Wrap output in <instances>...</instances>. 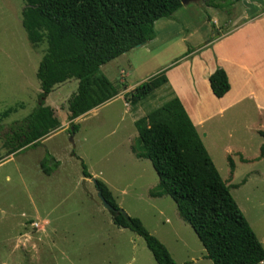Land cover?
I'll return each instance as SVG.
<instances>
[{
    "label": "rangeland",
    "instance_id": "374dc122",
    "mask_svg": "<svg viewBox=\"0 0 264 264\" xmlns=\"http://www.w3.org/2000/svg\"><path fill=\"white\" fill-rule=\"evenodd\" d=\"M193 1L171 19L158 20L154 40L100 68L118 97L73 121L79 127L76 133L70 132L67 101L76 92L77 81L70 80L45 100L60 128L38 146L8 156L2 146L7 127L38 105L36 71L46 42L33 47L27 41L21 26L23 0H0V113L23 108L0 122V264H155L141 238L112 224L91 179L107 186L119 210L140 220L175 264H212L173 201L167 196L149 197L158 177L148 160L136 159L130 150L132 134L137 136L131 116L135 121L145 117L168 102L171 93L163 86L133 106V112L123 101L125 94L162 68L202 50L238 13V3L230 6L234 0H221L218 10L206 8L204 0ZM207 124V138L203 139L202 129L198 136L209 144L204 146L209 157L264 250V161L245 165L236 154L248 160L258 157L262 139L254 131L264 125V114L235 112ZM46 154L59 162L50 176L40 169ZM229 158L235 163L232 174ZM81 162L91 179L82 177ZM247 174L249 181L243 186Z\"/></svg>",
    "mask_w": 264,
    "mask_h": 264
},
{
    "label": "trees",
    "instance_id": "16d2710c",
    "mask_svg": "<svg viewBox=\"0 0 264 264\" xmlns=\"http://www.w3.org/2000/svg\"><path fill=\"white\" fill-rule=\"evenodd\" d=\"M221 0H204L206 8L221 9ZM241 0H234L230 6ZM21 26L33 47L46 42L36 79L40 93L37 107L22 121L7 127L3 148L10 156L58 130L60 124L45 100L54 87L70 80L77 89L67 101L68 121H73L109 102L117 90L100 68L155 38L158 20L171 19L181 0H23ZM190 54V52H188ZM212 95L223 98L230 89L223 69L217 67L208 78ZM168 86L165 71L124 95L130 106ZM20 108L0 113V122ZM137 138L131 152L148 160L158 177L149 192L151 198L169 197L180 218L192 229L204 258L212 264H261L264 250L232 198L229 186L217 172L179 99L173 97L161 107L134 122ZM264 152V144L261 154ZM72 156H75L74 153ZM231 174L234 165L228 159ZM59 166L49 154L40 169L46 176ZM82 177L91 179L81 162ZM96 190L114 209L118 206L107 186L96 181ZM113 225L126 229L144 241L155 264H175L168 250L137 218L117 215Z\"/></svg>",
    "mask_w": 264,
    "mask_h": 264
},
{
    "label": "crops",
    "instance_id": "0c3cea01",
    "mask_svg": "<svg viewBox=\"0 0 264 264\" xmlns=\"http://www.w3.org/2000/svg\"><path fill=\"white\" fill-rule=\"evenodd\" d=\"M186 6H182L179 10L185 9ZM237 6L238 13L236 12L227 21L226 26H221L222 31L215 40L208 42L202 50L200 48L192 51L179 62L160 70L165 71L168 80L167 91L172 97L174 95L179 99L197 134L199 129L204 131L203 139L208 136L205 129L207 123L213 120L234 115L235 112L242 115H247L248 111L264 114V0H241ZM212 24H217L215 18ZM208 53L210 55L205 59L204 55ZM120 58L121 56L115 59L116 62ZM217 67L223 69L230 85L229 92L221 99H216L212 95L208 84L209 76ZM174 79L177 80V84ZM117 97L118 95L103 105L109 104ZM123 101L126 109H131L133 112V107L128 105L125 99ZM210 104L215 105L214 108L210 109ZM97 110L96 108L84 116L94 114ZM133 118L131 116L130 123L134 126ZM254 132L262 139L259 142L261 149L264 144V125L257 127ZM137 136L132 134L134 142ZM133 141L130 143V150ZM202 144L205 147L209 145ZM236 154L239 155L237 159L241 164L264 161V152L261 154V151L253 160L245 159L241 153ZM231 161L235 167L234 161L232 159ZM250 174H247L242 181L243 186L248 183Z\"/></svg>",
    "mask_w": 264,
    "mask_h": 264
},
{
    "label": "water",
    "instance_id": "95a60500",
    "mask_svg": "<svg viewBox=\"0 0 264 264\" xmlns=\"http://www.w3.org/2000/svg\"><path fill=\"white\" fill-rule=\"evenodd\" d=\"M194 2L193 0H181V4L182 6H186L187 4ZM71 134L73 135V129H70ZM91 182L94 184L95 188H96V180L91 179ZM97 198L100 201L103 209L111 216V219L113 220L117 215L121 214L123 216H126V214L121 211V210H116L114 209L111 205H109L105 199L102 197L101 193L99 191H97Z\"/></svg>",
    "mask_w": 264,
    "mask_h": 264
}]
</instances>
